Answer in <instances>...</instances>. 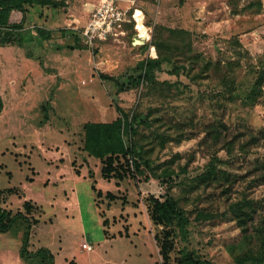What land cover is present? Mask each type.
I'll return each instance as SVG.
<instances>
[{"label": "rangeland", "instance_id": "374dc122", "mask_svg": "<svg viewBox=\"0 0 264 264\" xmlns=\"http://www.w3.org/2000/svg\"><path fill=\"white\" fill-rule=\"evenodd\" d=\"M58 1L54 9L29 6L19 28H0V208L16 214L0 231V264H49L50 256L51 264H161L154 234L162 227L145 198L164 193L183 211L172 224L171 262L190 254L200 264H240L229 245L241 230L227 200L246 189L264 208V185L249 174L264 142L230 154L208 130L225 123L228 140L264 128V0H114L126 11L121 25L91 43L81 36L75 47L62 29L82 35L101 0ZM135 8L148 34L139 43ZM154 39L166 41L172 61L133 83L144 61L159 55ZM116 106L147 117L139 149L156 173L171 171L168 179L105 177L101 159L83 148V124L114 119ZM211 161L237 174L228 192L201 177Z\"/></svg>", "mask_w": 264, "mask_h": 264}, {"label": "trees", "instance_id": "16d2710c", "mask_svg": "<svg viewBox=\"0 0 264 264\" xmlns=\"http://www.w3.org/2000/svg\"><path fill=\"white\" fill-rule=\"evenodd\" d=\"M251 3L260 5L261 1L250 0L249 4ZM45 4L54 9L58 8L61 2L58 0H0V28L5 27L11 30L21 27L26 18V12L29 6ZM36 30L41 37L48 38L49 30L38 26ZM67 31L74 38V46L72 45V47L83 45L80 40L82 35L79 32L62 29L63 33ZM183 31L187 39H190L189 33L186 30ZM163 43L165 45L166 41ZM154 44L159 55L157 57H149L144 61L143 72H140L137 80H132L133 83L151 77V70L161 61L171 63V54L167 53L166 50H162L161 46L163 47V45L155 41V39ZM186 44V50L190 52V43ZM179 48L181 49V46ZM193 55L195 57L189 59V61L195 64L198 57L196 54ZM208 65H210V62L205 61L203 66L207 68ZM224 76L221 75L220 77L224 79ZM260 81L258 80V83ZM1 107L2 99L0 96ZM115 109L118 114L112 120L87 121L83 124L85 131L83 148L88 151V154L101 159L103 162L101 169L103 175L105 177L115 176L120 180L126 176L140 180H148L150 177L160 180L168 179V176H164L171 171L164 169L160 173H156V170L150 164V158L145 156L144 151L140 150L141 147H139L137 131L139 123L147 122V117L141 118L136 113L129 115L120 106H116ZM227 127L225 123L220 122L217 125H212L208 132L211 135V139L221 138L224 148L230 154H232L231 151L235 148L239 153L247 154L261 140L264 142V128H261L255 133L245 130L244 132L233 135V138L227 140L225 136L230 133ZM236 141H238L237 146ZM249 174L252 175V178L250 177L252 182L264 185V157L258 158L252 163ZM201 177L208 181H216V185L220 186L224 193L229 191L231 185L238 178L237 174L228 172L223 168L217 171L213 161L208 163L206 171L202 173ZM97 193L100 194V190ZM106 194L109 197L115 198L111 192H107ZM233 198L234 200H227V207L241 230V241L237 244H230L229 247L230 249H238L235 257L240 264H243L245 261L253 264L262 263L264 262V208L258 206V200L250 196L246 189H242L241 194ZM145 199L152 223L162 227L154 234V239L162 259L161 264H200V261L190 254L177 256L175 262L170 261V252L174 249L175 245V230L172 224L175 221L179 222L183 217V211L177 199L169 193H164V198L148 195ZM17 215L21 216L29 226L28 219L21 212L17 213ZM15 216L16 214L11 215L9 211L0 208V231L8 229L14 221ZM40 251L49 253L47 248H41L37 253L41 254ZM51 263L52 258L50 256L49 264Z\"/></svg>", "mask_w": 264, "mask_h": 264}, {"label": "built area", "instance_id": "2783aa9c", "mask_svg": "<svg viewBox=\"0 0 264 264\" xmlns=\"http://www.w3.org/2000/svg\"><path fill=\"white\" fill-rule=\"evenodd\" d=\"M136 9L137 8H135L133 12V17L137 27V19L135 17ZM125 15L126 11L120 10V8L114 4V0H101L93 16L80 32L86 42L91 43L96 38L105 39L113 29L121 25V22L125 20ZM136 39L138 38H134V40ZM82 248L90 250L92 246L83 241Z\"/></svg>", "mask_w": 264, "mask_h": 264}, {"label": "bare ground", "instance_id": "6f19581e", "mask_svg": "<svg viewBox=\"0 0 264 264\" xmlns=\"http://www.w3.org/2000/svg\"><path fill=\"white\" fill-rule=\"evenodd\" d=\"M135 17L137 19V28L139 30V37L138 39L135 40V42H142V39L141 38H146L148 36L147 34V31H146V28L144 26V24L142 23V12L139 8L136 9L135 11ZM152 54H155V50L154 48L152 47V50H151Z\"/></svg>", "mask_w": 264, "mask_h": 264}, {"label": "water", "instance_id": "95a60500", "mask_svg": "<svg viewBox=\"0 0 264 264\" xmlns=\"http://www.w3.org/2000/svg\"><path fill=\"white\" fill-rule=\"evenodd\" d=\"M135 41V40H134Z\"/></svg>", "mask_w": 264, "mask_h": 264}]
</instances>
